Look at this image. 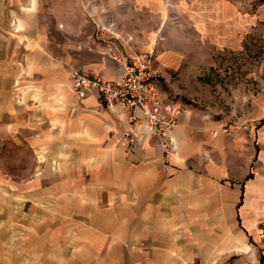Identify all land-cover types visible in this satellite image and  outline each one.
Masks as SVG:
<instances>
[{"label": "crops", "instance_id": "0c3cea01", "mask_svg": "<svg viewBox=\"0 0 264 264\" xmlns=\"http://www.w3.org/2000/svg\"><path fill=\"white\" fill-rule=\"evenodd\" d=\"M117 3L123 19L147 13L145 29L105 34ZM194 3L163 30V0H0V264H258L264 66L245 68L240 85L231 71L203 70L212 55L201 44L236 48L242 21L213 7L199 16ZM160 29L156 87L184 110L167 152L141 125L129 145L123 109L93 91L77 99L71 80L121 78ZM20 227L31 229L8 230Z\"/></svg>", "mask_w": 264, "mask_h": 264}, {"label": "rangeland", "instance_id": "374dc122", "mask_svg": "<svg viewBox=\"0 0 264 264\" xmlns=\"http://www.w3.org/2000/svg\"><path fill=\"white\" fill-rule=\"evenodd\" d=\"M103 2L108 3L112 0H102ZM164 1V15H163V30L165 25L168 23L173 26L181 25L183 20L182 18V11L180 10L179 5L181 4L184 8V12H191L196 10L195 3L198 4V11L199 16L202 14H206L211 17L212 7L216 10L222 12L223 22L232 21L233 19L237 21V18L240 19L242 22L240 23V27L242 29L241 33H238L237 36L240 37L241 40L238 41V45L236 48H228V49H221L218 46L210 47L207 43L201 44L203 49V54L206 53L211 54L212 61H203L202 62V69L212 70V75L217 76L224 72L231 71L232 74H237L233 76V78L239 81L238 85L244 84L245 82V68L246 69H256L260 66H264V0H185V4L181 3V0H163ZM118 9L113 8L118 13V18L111 20V23H107V29H104L105 34L109 36H115L114 31L119 30L120 28H126L128 32L134 31H142L145 29V25L147 23V13L141 14L135 8L132 9L131 15L133 16L130 20L129 18L123 19V16L127 14L123 9H120L122 6L121 3H117ZM226 7L227 12H223L220 8ZM141 17V18H135ZM250 19V25L248 22H243V19ZM115 22L116 24L112 23ZM152 20H150V23ZM215 22V19L211 22ZM248 26L250 28L248 29ZM114 29V31H112ZM163 30H159L157 34V39L154 44L153 49L157 54V60L160 56V49L159 47L164 42L165 36H163ZM215 32H220L217 30ZM133 40V39H132ZM152 49V48H151ZM147 50H150L149 48ZM143 51V50H141ZM197 57L202 59V55L197 54ZM200 61V60H198ZM210 66V67H209ZM200 69L199 73L201 75L198 80L202 86H207L205 78L203 77V70ZM160 71V70H159ZM161 73V72H160ZM230 77V76H229ZM228 77V78H229ZM227 78V79H228ZM255 86V90L258 91V84L253 82ZM24 100L22 94L18 95L16 99V103L19 105H24L22 103ZM39 104V102H38ZM45 158L44 154L40 153L37 154L35 157L34 168L31 173V177L33 178H42L45 172ZM50 169L53 170L55 173L58 171V162L52 161L49 163ZM37 218L41 214L44 216L43 212H36ZM34 214L33 217L36 215ZM40 216V218H43ZM19 230L20 233L23 235L27 229L31 228H8V230ZM76 226L67 227V236H76Z\"/></svg>", "mask_w": 264, "mask_h": 264}, {"label": "built area", "instance_id": "2783aa9c", "mask_svg": "<svg viewBox=\"0 0 264 264\" xmlns=\"http://www.w3.org/2000/svg\"><path fill=\"white\" fill-rule=\"evenodd\" d=\"M130 63L123 69L121 78L111 82L100 78H88L77 71L71 73L72 88L77 99L88 92H96L106 106H119L128 118L129 126L122 136L129 145L137 139V128L158 142L159 148L171 149L169 136L177 126L184 110L172 102L165 101L156 87L161 73L156 66L157 54L152 48L133 52ZM258 264H264V216L258 223Z\"/></svg>", "mask_w": 264, "mask_h": 264}]
</instances>
